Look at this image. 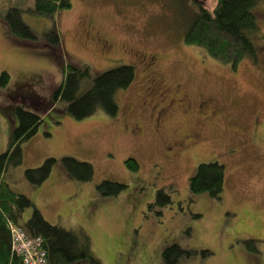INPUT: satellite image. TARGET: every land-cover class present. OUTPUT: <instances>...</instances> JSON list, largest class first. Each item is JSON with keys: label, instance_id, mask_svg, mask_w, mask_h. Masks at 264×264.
<instances>
[{"label": "rangeland", "instance_id": "374dc122", "mask_svg": "<svg viewBox=\"0 0 264 264\" xmlns=\"http://www.w3.org/2000/svg\"><path fill=\"white\" fill-rule=\"evenodd\" d=\"M69 2V8L39 14L29 11L33 0H0L2 8L18 6L35 35H12L0 17V72L9 75L6 86L0 87V123H7L6 133L0 132L4 138L0 153L8 147L9 134L17 124L11 103L17 88L27 96L39 97L61 115L54 124L55 109L43 113L39 106L17 104L40 115L42 122L20 144L23 158L18 164H8L4 180L43 209L50 217L47 221L73 230L78 243L86 245L101 264H163L161 251L172 243L183 250L177 264H264V0H257L252 8L259 26V33L251 36L258 49L257 62L245 58L234 69L182 38L190 15L200 6L212 12L215 0ZM86 23L94 34L109 41L108 54L82 41L81 25ZM55 32L63 49L60 60L51 53ZM156 52L160 53L158 71L167 86L184 94L186 100L218 101L230 122L220 119L215 126H201L203 138L172 164L163 160L160 140L190 128L180 124L181 108L165 111L169 119L175 118L161 134L146 124L142 136L134 138L123 127L130 118L124 109L135 103L140 82L136 55ZM66 63L89 66L83 88L104 70L120 64L134 66L135 80L117 93L118 113L97 109L75 120L65 100L52 101V89L60 83ZM4 99L8 104L3 105ZM11 115L16 121L13 126ZM255 118L256 127L251 124ZM63 156L91 163L93 178L78 181L69 177L62 167ZM47 157L56 160L49 177L40 184L30 183L25 169L40 165ZM128 157L136 160L137 170L125 166ZM211 161L225 167L220 198L208 193L191 195L189 177L197 164ZM104 179L125 187L118 195L99 197L95 185ZM160 188L171 202L152 206ZM71 264H89V260Z\"/></svg>", "mask_w": 264, "mask_h": 264}, {"label": "trees", "instance_id": "16d2710c", "mask_svg": "<svg viewBox=\"0 0 264 264\" xmlns=\"http://www.w3.org/2000/svg\"><path fill=\"white\" fill-rule=\"evenodd\" d=\"M256 2L257 0H215L212 12L200 6L199 10L191 14L186 21L182 33L183 41L202 46L212 58L229 63L233 69L245 58L257 62L258 49L251 38L254 33L255 35L259 33L256 16L252 12ZM70 6L69 0H33V6H29V11L51 14ZM20 13L21 9L18 6L0 7V17L12 35L19 38H35ZM88 24L90 23H86ZM94 35L99 42L97 44L91 42L94 46L97 47L100 44V46H110L109 41L102 35ZM53 36L55 47L52 48L51 53L59 60L63 59V49L58 41L59 36L56 32ZM158 72L162 77L160 71ZM89 76L90 69L86 64H64L61 81L52 89V101L65 100L69 116L75 120L85 118L97 109H102L110 115H116L119 111L117 93L119 90L127 89L135 80L134 66L120 64L104 70L96 74L90 84L83 88V81ZM8 77L6 71L0 72V87L6 86ZM162 83L166 85L163 80ZM19 102L26 107L39 106L43 113L49 109H55L52 105L50 107L47 103H43L39 97L27 96L18 88L11 96L17 124L9 134L8 147L0 153V264H23L21 256L11 250L9 222L22 227L29 236L41 239L46 264L79 263L83 259H88L89 264H101L86 245L78 243V236L73 230L47 221L29 197L14 191L4 181L3 172L8 164H18L23 158L20 144L33 136L42 122L40 115L31 109L17 105ZM54 112L51 123L58 124L61 117L60 111L55 109ZM153 113L150 111L147 115H153ZM14 115L11 116L14 118ZM51 123L46 122V126H50ZM43 134L50 136L48 130H44ZM55 161V158L47 157L40 165L26 168L24 172L27 180L32 184L43 182L49 177ZM61 162L65 173L73 179L89 181L94 176L93 165L89 162L79 161L70 156H63ZM124 163L126 167L134 171L139 168L136 160L131 157L126 158ZM224 180L225 167L223 164L218 161L201 162L197 164L194 173L188 179L189 192L191 195L208 193L220 198ZM124 187L123 183L107 179L95 185L99 196L118 195ZM170 202L168 193L160 188L156 190L151 205L163 207ZM28 207H32V211L30 210L29 217L24 219L23 212ZM182 252L183 250L177 243L164 246L161 251L162 263L177 264Z\"/></svg>", "mask_w": 264, "mask_h": 264}, {"label": "flooded vegetation", "instance_id": "af4514ba", "mask_svg": "<svg viewBox=\"0 0 264 264\" xmlns=\"http://www.w3.org/2000/svg\"><path fill=\"white\" fill-rule=\"evenodd\" d=\"M81 36H84L86 42L99 43L96 36L92 34L91 24L81 25ZM83 40V39H82ZM101 45V44H100ZM97 46L103 54H108L110 46ZM135 55V53H133ZM160 53L136 55L140 65L139 84L135 92V103L133 106L126 107L124 112L129 118V122L124 123V130L129 136L137 138L142 136L143 127L148 124L155 129V132L161 134L164 129L169 126L170 119L165 111L174 110L173 108H181L179 116L182 118L180 124L187 123L190 127L185 132L174 134L169 137L161 138V149L163 152L162 158L166 162L174 163L181 153H184L187 148L196 144L203 138L201 126H215L220 120H226L225 108L217 101L208 103L207 99H184V94H181L162 83V77L158 72V59ZM179 101V102H178ZM148 107V108H147ZM183 108V110H182ZM150 109V110H149ZM153 111V115H147ZM261 117V116H260ZM259 117V121L260 118ZM194 122L196 128L192 125ZM198 122H201L198 124ZM257 118L251 124L256 127ZM197 124V125H196ZM238 131L237 128H234Z\"/></svg>", "mask_w": 264, "mask_h": 264}, {"label": "built area", "instance_id": "2783aa9c", "mask_svg": "<svg viewBox=\"0 0 264 264\" xmlns=\"http://www.w3.org/2000/svg\"><path fill=\"white\" fill-rule=\"evenodd\" d=\"M8 227L11 250L21 256L23 264H46L45 251L39 237L29 236L22 227L11 222Z\"/></svg>", "mask_w": 264, "mask_h": 264}, {"label": "crops", "instance_id": "0c3cea01", "mask_svg": "<svg viewBox=\"0 0 264 264\" xmlns=\"http://www.w3.org/2000/svg\"><path fill=\"white\" fill-rule=\"evenodd\" d=\"M8 103V100L7 99H4V101H3V105H6ZM15 118H13L12 116H11V125L13 126L14 124H15ZM6 125H7V123L3 120L1 123H0V132H1V134H2V132H4V133H6ZM4 142V138L2 137V135H0V145L2 144ZM23 149H24V152H26V147L25 146H23ZM3 179H4V177H3ZM5 181V180H4ZM97 193V192H96ZM98 195V194H97ZM99 196V195H98ZM99 197H101V196H99ZM38 209V208H37ZM40 210V212L42 213V215L45 217V219L46 220H50V217L49 216H47V214L45 213V211H43V209H41V208H39ZM30 213H31V211L30 210H27V211H25V212H23V218L24 219H26V218H28L29 217V215H30ZM50 222V221H49ZM53 224V223H52ZM56 224V223H55ZM57 225V224H56ZM60 227H62V226H60ZM63 228H66V229H68V230H71V229H69V228H67L66 226H64Z\"/></svg>", "mask_w": 264, "mask_h": 264}]
</instances>
